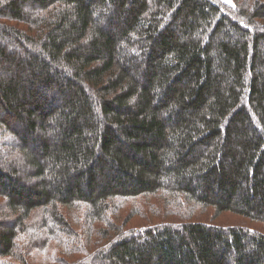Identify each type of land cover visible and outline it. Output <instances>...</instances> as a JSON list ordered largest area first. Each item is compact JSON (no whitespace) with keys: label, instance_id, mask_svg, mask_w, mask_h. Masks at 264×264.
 Segmentation results:
<instances>
[{"label":"trees","instance_id":"obj_1","mask_svg":"<svg viewBox=\"0 0 264 264\" xmlns=\"http://www.w3.org/2000/svg\"><path fill=\"white\" fill-rule=\"evenodd\" d=\"M35 258L264 264V0H0V264Z\"/></svg>","mask_w":264,"mask_h":264},{"label":"rangeland","instance_id":"obj_2","mask_svg":"<svg viewBox=\"0 0 264 264\" xmlns=\"http://www.w3.org/2000/svg\"><path fill=\"white\" fill-rule=\"evenodd\" d=\"M221 1H223V2H225V3H231V2H232V0H221ZM60 250H62V249H60ZM19 251H20V249H19ZM31 261L33 262V264H44V263L42 262V259L37 260V258H35V260L33 259V260H31Z\"/></svg>","mask_w":264,"mask_h":264}]
</instances>
